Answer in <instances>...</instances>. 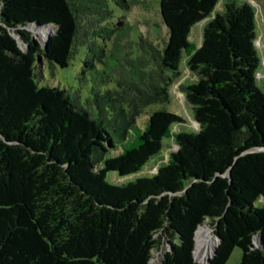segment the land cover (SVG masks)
Returning a JSON list of instances; mask_svg holds the SVG:
<instances>
[{"label":"trees","instance_id":"1","mask_svg":"<svg viewBox=\"0 0 264 264\" xmlns=\"http://www.w3.org/2000/svg\"><path fill=\"white\" fill-rule=\"evenodd\" d=\"M219 1L159 0L157 46L117 18L139 0H0V264H150L163 241L158 264H199L203 223L219 238L207 264L234 248L236 264H264L256 10ZM30 26L48 29L45 47ZM81 48L75 86L41 83V59L68 68ZM183 59L197 130L164 109L140 127L147 105L169 102ZM165 138L176 150L141 175Z\"/></svg>","mask_w":264,"mask_h":264},{"label":"rangeland","instance_id":"2","mask_svg":"<svg viewBox=\"0 0 264 264\" xmlns=\"http://www.w3.org/2000/svg\"><path fill=\"white\" fill-rule=\"evenodd\" d=\"M240 2H248L254 5L256 10V20H257V38L255 40V46L259 52L261 62L260 69L257 73V84L259 87H263L264 80V0H238ZM225 0H220L219 4L216 7V10H220L222 8V4ZM118 20H121L123 24L130 25L133 29L130 34V39L132 41H136L138 35H142L143 37L151 40L155 45L161 46L162 41L166 40L168 37V30L166 26L163 24L160 14H159V0H139L138 4L129 7L127 11L120 10L117 12ZM205 21L197 23L191 29L189 35V41L195 44L197 47L201 44L202 41V31ZM31 31V30H30ZM11 34L17 39L19 46L22 49L26 48V44L21 40L20 36L15 32H11ZM31 36L33 39L38 40L40 45L43 46L44 42H42L41 38L37 33L31 31ZM46 39V38H45ZM46 41V40H45ZM85 49L81 48L75 57L72 59L68 68H60L55 65L54 67H49L47 64L43 63L41 59V65H36V73L38 74L41 69L42 79L41 83L44 84H55L60 83L62 86H75L78 81H76L77 73L80 71L81 60L84 57ZM40 67V68H39ZM180 70L182 71V75L180 79L175 81L170 90V100L167 103H151L147 105L143 109V113H141L136 122L140 127H144L147 123L148 116L154 111L158 109H164L169 112H173L184 119L185 128L188 130H197L198 124L193 118L192 110L190 105L187 103L183 92L181 91L179 85L185 84L190 81L187 78V70L185 67L184 59L180 63ZM78 87V86H77ZM177 146L175 145L172 138L164 139L163 146L161 150V154L156 157L153 161H151L148 166L141 172V175L154 173L158 167V165L164 163L168 158V155L171 151L176 150ZM139 175H136L137 177ZM116 182H122V179L115 178L113 179ZM261 205L264 206V199L260 200ZM201 225H205L208 229V236L212 239H215L212 228L203 223ZM196 233H195V250H194V259L199 264H206L207 260L212 256V252L205 259L204 254H200V252H196ZM217 242L215 241V245ZM214 245V246H215ZM170 246L166 242H162L155 250L152 251V257L150 260V264H158L164 252L168 250ZM240 260V250L238 248H234L231 252L230 257L225 262V264H236Z\"/></svg>","mask_w":264,"mask_h":264},{"label":"bare ground","instance_id":"3","mask_svg":"<svg viewBox=\"0 0 264 264\" xmlns=\"http://www.w3.org/2000/svg\"><path fill=\"white\" fill-rule=\"evenodd\" d=\"M34 33H37L41 38L42 42H45V38H47L48 29L47 28H36V27H29ZM44 44V43H43ZM208 229L205 225H201L197 228L196 233V252H200V254H204V258L206 259L211 252H213L214 245L216 239H212L208 236ZM195 250V249H194Z\"/></svg>","mask_w":264,"mask_h":264},{"label":"water","instance_id":"4","mask_svg":"<svg viewBox=\"0 0 264 264\" xmlns=\"http://www.w3.org/2000/svg\"><path fill=\"white\" fill-rule=\"evenodd\" d=\"M45 42H46V41H45ZM45 42H44V45H43L44 47H45V45H46ZM215 239H216V242H219V238H218V237H215ZM215 247H216V245L214 246V249H213V252H212L213 254H214V252H215ZM194 249H195V248H194ZM213 254H212V255H213ZM209 259H210V258H209ZM209 259L207 260V263H209ZM207 263H206V264H207Z\"/></svg>","mask_w":264,"mask_h":264}]
</instances>
